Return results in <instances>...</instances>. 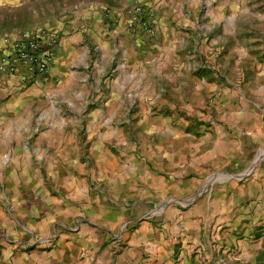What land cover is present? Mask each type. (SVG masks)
<instances>
[{"label":"rangeland","instance_id":"374dc122","mask_svg":"<svg viewBox=\"0 0 264 264\" xmlns=\"http://www.w3.org/2000/svg\"><path fill=\"white\" fill-rule=\"evenodd\" d=\"M142 3L148 21L154 19ZM112 11L101 9L103 21L91 18L83 28L85 57L77 72L76 103L62 104V116L53 121L56 130H74L82 141L71 155L83 166L80 175L86 177L88 192L110 197L109 205L126 211L119 228L161 224V210L190 211L196 264H264V194L242 200L239 195L255 175L264 148L238 147L236 155L225 152L223 142L228 128L238 141L242 110H252L248 101L264 103V0H192L181 17L187 21L179 34L185 45L175 68L160 56L156 33L129 32L126 16L121 20ZM119 27L121 38L113 42ZM98 42L105 47L99 50ZM126 68L130 74L121 78L130 92L109 105L110 80ZM97 129L104 135L102 148L96 143L101 138ZM101 152L107 171L117 164L134 166L136 176L142 175L136 185L110 189L97 179ZM46 155L51 160L57 154ZM228 156L236 166L224 170L222 159L226 162ZM34 173L31 197L48 192L64 198L62 177L51 179L45 164ZM146 173L153 174L152 182ZM227 184L235 199L223 203L218 194H224ZM25 188L28 193L31 187ZM15 191L14 185L0 183V257L14 250L17 228L10 198Z\"/></svg>","mask_w":264,"mask_h":264},{"label":"crops","instance_id":"0c3cea01","mask_svg":"<svg viewBox=\"0 0 264 264\" xmlns=\"http://www.w3.org/2000/svg\"><path fill=\"white\" fill-rule=\"evenodd\" d=\"M145 1V6L154 12L149 24L157 34L160 56L169 60L168 67L180 66L185 39L179 34L187 23L181 17L184 10L192 7V0ZM133 3L134 0H0V54L23 31L50 28L59 36L43 82L28 84L17 75L0 77V183L14 185L16 190L10 199L13 225L17 228L14 250L7 249L0 264H196L192 259L190 211L161 210V224L143 222L132 230L119 228L126 211L109 205L107 202H113L110 197L100 199L85 187L86 177L80 175L83 166L71 155L82 146L77 132H68L65 127L56 130L53 125L62 116V104L76 103V84L80 80L77 72L85 57L83 28L91 25V18L97 23L103 21L100 10L106 7L121 20L125 16L127 19ZM120 28L115 29L113 42L121 38ZM101 44H97L99 50L105 47ZM128 74L130 68L114 72L108 91L109 105L114 106L130 92L129 83L121 78ZM248 102L252 110L243 109L239 121L243 132H239L236 141L228 128L223 141L225 152L237 155L238 147L243 151L264 148V103ZM52 110L57 113L51 117ZM96 133L101 137L96 143L102 148L104 135L99 129ZM48 153L57 155L48 160ZM229 156L226 162L222 159L224 170L236 166L232 159L235 155ZM104 158L101 152L97 179L104 180L110 189L114 185H136L134 180L142 177L136 176L134 166L113 164L107 171ZM258 161L255 175L242 185L241 200L264 194V157ZM43 164L51 170V179L63 178L64 198L50 196L48 192L31 197L37 180L34 170ZM143 175L147 181L154 179L153 174ZM157 180L164 182L161 177ZM25 185L31 187L28 193ZM230 189L227 184L224 194H218L223 203L234 201L235 194Z\"/></svg>","mask_w":264,"mask_h":264},{"label":"built area","instance_id":"2783aa9c","mask_svg":"<svg viewBox=\"0 0 264 264\" xmlns=\"http://www.w3.org/2000/svg\"><path fill=\"white\" fill-rule=\"evenodd\" d=\"M142 0H135L127 17V31L142 32L147 36L155 35L150 26ZM59 36L51 29L23 31L18 38L0 54V77L17 75L28 84L43 82L50 70L53 50Z\"/></svg>","mask_w":264,"mask_h":264}]
</instances>
